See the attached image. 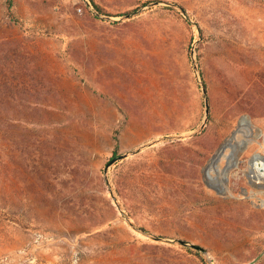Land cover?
Masks as SVG:
<instances>
[{"label":"rangeland","instance_id":"374dc122","mask_svg":"<svg viewBox=\"0 0 264 264\" xmlns=\"http://www.w3.org/2000/svg\"><path fill=\"white\" fill-rule=\"evenodd\" d=\"M255 157L264 0H0V264H264Z\"/></svg>","mask_w":264,"mask_h":264},{"label":"bare ground","instance_id":"6f19581e","mask_svg":"<svg viewBox=\"0 0 264 264\" xmlns=\"http://www.w3.org/2000/svg\"><path fill=\"white\" fill-rule=\"evenodd\" d=\"M240 126H243V122L240 123ZM249 176L253 180L264 179V159L263 158L255 157L250 162V174H249Z\"/></svg>","mask_w":264,"mask_h":264},{"label":"trees","instance_id":"16d2710c","mask_svg":"<svg viewBox=\"0 0 264 264\" xmlns=\"http://www.w3.org/2000/svg\"><path fill=\"white\" fill-rule=\"evenodd\" d=\"M181 10L184 12V9L181 7ZM132 12H134V10H132ZM130 14V12H126V13H124V15H129ZM190 59L192 60V58H191V56H190ZM203 96L205 97L206 96V92H205V90L203 89ZM205 106H207V101L205 100ZM114 139H115V141H117V137H116V135L114 136ZM137 229H139L143 234H147V236H149V237H151L152 239H159L160 238V236H158V235H155V234H150L147 230H145L143 227H137ZM184 241V240H183ZM181 243V242H180ZM186 242L184 241V242H182L181 244H185ZM194 248V247H193ZM194 249H196V248H194ZM198 249H202L200 246H198Z\"/></svg>","mask_w":264,"mask_h":264},{"label":"water","instance_id":"95a60500","mask_svg":"<svg viewBox=\"0 0 264 264\" xmlns=\"http://www.w3.org/2000/svg\"><path fill=\"white\" fill-rule=\"evenodd\" d=\"M205 112H206V113L208 112V108H206ZM244 121H246V120H245V117H242L239 123L244 122ZM122 156H123V155L121 154V155H119V156H117V157H113V158H111V159L109 160L108 164H110V163H112L113 161H115L116 158H121ZM179 241H180L181 243L184 242L183 240H179ZM190 246H191V247H194V248H198V245H196V244H190ZM255 259H256V258H254V260H255ZM254 260H253V261H254ZM251 263H252V262H251ZM251 263H250V264H251Z\"/></svg>","mask_w":264,"mask_h":264}]
</instances>
